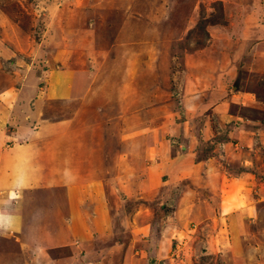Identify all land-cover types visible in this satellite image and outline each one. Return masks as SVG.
<instances>
[{
	"label": "rangeland",
	"instance_id": "1",
	"mask_svg": "<svg viewBox=\"0 0 264 264\" xmlns=\"http://www.w3.org/2000/svg\"><path fill=\"white\" fill-rule=\"evenodd\" d=\"M248 29L258 35H245ZM263 36L264 0H0V154L49 136L52 156L63 148L56 158V171L61 173L68 154L90 152L79 141L72 146L74 139L66 132L72 125L69 120L77 121L76 128L82 119H91L95 126L103 114L105 120L115 116L112 125L122 132L134 126L130 130L151 136L155 166L163 158H174L168 166L174 172L167 176L168 189L157 185L166 181L163 175L156 177L157 184L137 181L144 168L136 161L138 166L123 172L121 180L123 186L125 176L133 173L131 184L138 183L133 198L124 201L105 184L108 214L98 224L93 213L80 214L79 219L73 214L79 231H67L61 240L52 232L67 230L62 190L22 192L11 186L2 168L0 211L10 210L11 220L18 214L19 220L23 218L24 239L16 242L8 219L5 232L0 230V264H55L54 259L57 264H264V183L259 184L264 182V148L250 152L254 178L247 180L249 175L241 174L240 153H232L227 143L245 118L264 124V72L256 70L257 60L244 55L248 45ZM59 82L80 83L79 95L77 91L73 94L77 96L66 99ZM201 82H232L225 89H240L245 104L234 100L238 103L214 109L217 102L204 103L207 86L196 90L195 84ZM194 92H201L202 98L187 97ZM79 96L87 98L76 99ZM50 123L54 133L39 136ZM23 127L38 133L22 138L18 130ZM143 145L138 138V149ZM167 146L165 154L161 147L165 151ZM32 150L29 160L37 165L38 153ZM196 160L204 161L193 163ZM75 163L80 174L92 175L93 166ZM105 164L98 170L102 178L113 173ZM193 164L191 182L181 171ZM31 177L44 184L53 180L52 175ZM198 181H206L208 194L197 192V198H188L183 190L197 187ZM50 192L55 201L46 197ZM14 194L18 199L23 195L22 200L9 207ZM223 197L230 200L225 208ZM179 207L176 216L167 211ZM39 208L47 210L46 218L38 214ZM166 212L171 214L165 217ZM34 219L46 222L29 232L36 225ZM42 229L54 240L47 241ZM40 235L49 245L56 240L53 245L66 246L50 248L43 243L37 248L33 239ZM5 243L13 251L5 253Z\"/></svg>",
	"mask_w": 264,
	"mask_h": 264
},
{
	"label": "crops",
	"instance_id": "2",
	"mask_svg": "<svg viewBox=\"0 0 264 264\" xmlns=\"http://www.w3.org/2000/svg\"><path fill=\"white\" fill-rule=\"evenodd\" d=\"M247 20V18L245 19ZM245 35L251 37L253 36L255 33L257 34V30H244ZM258 35V34H257ZM256 35V36H257ZM262 35V32L261 34ZM247 40V39H246ZM244 41V39H243ZM249 42V41H248ZM245 52V56H249L250 59H254V61H258L257 64V71H261L264 72V36L262 37V39L258 42L250 43L248 45V47L244 50ZM261 57V58H260ZM262 62V63H261ZM255 71V70H254ZM230 83L232 82H220L219 84L212 83V82H201L199 84L201 85H196V90L201 88L202 86H207L206 91L204 90L205 95L208 97V100H206L204 103L206 104H211V103H218V105H214V109H216L217 107H219L220 105L223 104H227L226 102H231V103H238L236 101H239V103H243L245 104V95H243L244 92L240 91V89H234L232 88V90L227 91L225 88L226 86L230 85ZM80 83H76V82H59V84H57L59 91L63 90L64 94L63 96H66V99H71L73 96V94H75L78 91V95L80 93L79 89L77 90V87H79ZM71 90V92H70ZM54 91V90H51ZM196 92V91H195ZM193 93L190 95H187V97H194V99L199 100V98H202L199 96V94H201V92L198 93ZM70 95V96H69ZM202 95V94H201ZM83 96H79L76 99H85L87 98ZM24 98L26 99V94L24 95ZM241 99V100H239ZM229 100V101H228ZM236 100V101H234ZM210 101V102H209ZM19 107V103H16V107ZM14 108V109H15ZM16 110V109H15ZM29 115V114H28ZM101 117L97 119L98 122H96V125H91L89 122H91L92 120L87 119L84 120L82 119L81 122V126L79 128H76L74 125L78 124L77 121H74L71 119L69 120L70 124L68 129L66 130L67 133H70L71 138H73V142H72V146L74 144V141H79L81 144H83L84 146H87L90 150V152H88L87 154H81L80 156L74 157L73 154H68L67 157L63 158L62 160H64L63 164L65 167V170L61 169V173L57 172L59 170H57V157H60L62 155V151L63 148L56 153L55 156H52V154L48 151L50 150V147H52V145H50V143H52V141L50 140V137H45L42 138V140L40 141L39 139V143H36L35 141L30 142L29 143H24V145L21 146V148H14V147H10V151L4 150L3 153L0 154V173L2 172V168L4 169V171L7 172L8 174V180L9 183L11 184V186L14 188L16 187L17 189H24L22 192H24L25 190L29 191L32 195H35L37 193L38 190H52L54 188H59L60 190H62L64 199L66 201V209H63L62 212H64L63 214L66 216L64 218V225L67 227V230H60L59 228L54 229V232H52L54 235V237L56 238H60L59 240H61V237L70 230H73L75 232V234H77L78 230V225L76 226L75 224V220H73V214H76L77 219L80 218V216L82 215V217H84L85 214L89 215L90 213H93L97 219L95 221V224L100 223L101 219L103 218L104 213L108 214V194L107 191H104L103 188H111V193L115 194V191H117V194H121L123 195V199L124 201L126 199H131L133 198V195L136 194V190L137 186H138V179L141 178V180L143 179L142 183H152V184H157L159 182H157V178L159 175L162 176L163 178L166 179V181H164L162 183V179L160 180L162 184H157L158 186L161 185L162 188L163 187H170L168 182L169 179H167L168 177L170 178L171 175L174 176V172H172V170L169 169L168 166H170L169 161H173V159H171L170 157L167 158H163L161 160V162H157V166L154 165V163H156L155 158H152L151 155L152 153L154 154V147H152V144L154 142V140L152 139L151 136H149L146 132H137V130H130L133 129L134 126H132L129 129L124 130L123 132L121 131L122 129H120V127H116L115 125L112 124H116V117H111L108 118V120H105V117L102 116L103 114H100ZM233 116V115H232ZM16 117V116H15ZM35 117V116H34ZM38 117V116H36ZM234 117V116H233ZM100 119V120H99ZM246 121L244 123H237L238 127L237 129H235V135L233 137V140L228 141L227 143L228 146H230V148H232V153H237L239 152L240 155L239 157L242 159L241 160V164H242V173L241 174H247L249 176L246 177V179L248 180V177H252L254 178V172L250 171V166L254 164V161L252 159H250L249 155L250 152H252V150L254 151L255 147L258 148H264V124L261 123L258 120H253V119H249V118H245ZM15 120H19V119H15ZM20 121V120H19ZM107 121V122H106ZM117 123H119L117 121ZM52 126V123H50L47 127V129L39 130V136L42 134H46L47 132L54 133L55 129L49 128ZM21 129V128H19ZM52 129V130H51ZM79 130V132L73 134L72 132H74V130ZM129 130V131H128ZM20 137L24 138L27 136H34L35 133H38V130H34L30 127H23L21 130H18ZM128 131V132H126ZM65 132V133H66ZM126 132V133H124ZM73 134V135H71ZM93 137V138H91ZM138 138H140L143 142V145L141 147V149H138L137 144H138ZM55 139V137L53 138V140ZM87 143L90 144V146L87 145ZM226 142H224L225 144ZM68 149L71 148V144L70 142L66 143L65 145ZM23 147V148H22ZM180 147V146H179ZM6 149V148H4ZM21 149V150H20ZM34 149L37 153V165L34 164V162H31L30 159V153L33 152ZM168 146L166 147L165 151H163V148L161 147L162 152H164L165 154L166 151L168 150ZM32 151V152H31ZM71 151V150H70ZM142 156L141 159L138 158V156ZM177 157V156H176ZM237 157V156H235ZM249 157V158H248ZM232 157L228 158V160L230 161ZM193 159V158H192ZM140 160V161H139ZM206 160V159H204ZM204 160H196L193 161V163H198L202 162ZM208 160H211L210 158ZM76 162L78 161H83L84 165L86 167H89V165L93 166L94 170H92V175L90 173H88V175L85 174H80L81 169H77V167H74L76 165ZM136 161L141 163V167L144 168V170H142L141 174L139 175V177L137 178L136 184H131L132 180H133V173H129L127 176H125L124 181L125 184L122 186L121 180H122V173L123 172H131L133 171V167L138 166ZM160 161V160H159ZM168 161V162H167ZM41 163H44V165H41ZM46 163H49L47 168L45 166ZM105 163H107L109 166V168H112V172L110 173V175H104V177H100L98 176L100 172H98V170H102L104 169V166L106 165ZM127 163V164H126ZM209 166L208 162H204L201 164H206ZM125 164L128 165L127 169H125ZM168 164V165H167ZM250 165V166H249ZM42 166V168L45 169H40V167ZM45 166V167H44ZM191 166V165H189ZM189 166L186 165V167L181 171L182 173H187L184 175V179H189L191 182H193L191 174L194 170H196V168H194V164L191 166L192 169H189ZM49 167V168H48ZM61 167V166H60ZM160 167V170H157ZM171 167V166H170ZM131 168V169H130ZM130 169V170H128ZM253 169V168H252ZM57 170V171H56ZM152 170L154 171L152 173ZM83 171V170H82ZM251 173H250V172ZM79 172V173H77ZM39 174L40 178L41 177H48L49 175H52L53 180L50 181L48 180L46 184H44V180H40V182H34L32 181V174ZM171 173V175L169 174ZM240 174V175H241ZM1 175V174H0ZM54 176L56 177V180H54ZM135 176V174H134ZM168 176V177H167ZM242 176V175H241ZM238 177V175H237ZM243 178V177H242ZM100 179V180H99ZM245 179V177H244ZM249 182V181H248ZM205 182L202 181H198L197 182V187H189L188 189H184L183 192L184 194L188 193V198H197V192L198 194L201 195L206 192V195L208 194V186L207 185V189L204 186ZM260 183H264V182H259ZM106 184V186H105ZM249 185V184H248ZM261 185V184H260ZM249 187V186H247ZM166 188V189H168ZM249 189L252 190L251 187H249ZM14 190V189H12ZM189 190V191H187ZM206 190V191H205ZM103 191V193H102ZM136 191V192H135ZM247 192V191H246ZM248 196H250L249 192ZM264 193V192H263ZM24 195V197L28 194V193H22ZM252 194V193H251ZM259 193H257L258 195ZM21 198L18 197L14 194V200L15 201H8L9 203V207H16V205H18V202L22 200ZM37 195V194H36ZM183 195V194H182ZM261 194L258 195V197ZM48 196L49 199L54 200L53 196H52V192H50V194L46 195V197ZM13 197V196H12ZM264 197V196H263ZM185 198V196H184ZM222 199V198H221ZM223 199H225V197H223ZM233 200L235 198H232ZM237 199V197H236ZM260 197L258 198V200L260 201ZM264 200V198H262ZM185 200V199H184ZM144 204L148 203L146 199L141 200ZM230 200L225 199V204H224V208L226 207V202H229ZM221 207H223V202L220 203ZM107 206V207H106ZM184 207V206H183ZM95 208V210H94ZM16 209V208H15ZM8 210V209H7ZM5 211L4 207L2 208V210L0 211V230L4 231L7 229L5 228V224H7V220L10 219V221H12V223H10L12 225V227H8L9 229H13L16 231H11V235L16 236L13 238L16 239V242L18 243L17 238H23L22 231H23V218L21 220L18 219L16 215L15 217L12 218L8 213V211L10 212V210ZM110 210V209H109ZM181 210V207L177 208V209H172L169 210L167 209V211H172L173 215H178V211ZM199 210V209H197ZM47 210L41 209L39 208V215L41 217L46 218L47 216ZM96 211V212H95ZM16 212H19V210H16ZM43 213L44 215H41L40 213ZM81 212V213H80ZM81 214V215H80ZM169 214L171 213H167L166 215H164L165 217H168ZM194 214H196V212H194ZM105 216V215H104ZM134 216V214H133ZM156 217H159L157 215H155ZM153 214V217H155ZM99 217V218H98ZM136 217V215L133 217ZM15 219V220H14ZM18 219V220H17ZM82 219V218H81ZM39 219H34V224L31 228L27 229L29 230V232L33 231L36 232L35 230H37L38 228L40 229L41 227H44V225L41 224V222H46L44 219L41 221H38ZM151 220V219H150ZM149 220V222H150ZM38 221V222H37ZM104 221V220H103ZM237 218L235 221H233V226L234 231L235 226L237 225ZM9 224V223H8ZM56 225V223H55ZM149 224H146L143 228L148 227ZM160 227L161 224H160ZM159 227V228H160ZM164 228V226H163ZM81 230V229H80ZM41 233L44 232V235L46 237L47 241H51V234L49 232H46L44 229L39 230ZM13 233V234H12ZM36 234L33 235V237ZM37 236L34 241V246H37V248H41L42 246H50V248L52 247H57V246H66V244L63 243H58L53 245L56 240L53 242V244L50 245L48 244V242H45V238L43 240V238ZM38 238V239H37ZM77 238V235H76ZM75 238V239H76ZM74 239V240H75ZM14 240V239H13ZM54 240V239H53ZM58 240V241H59ZM69 241V240H68ZM72 241V240H71ZM45 245H44V244ZM15 244V243H14ZM27 245L30 247L31 246V242L28 241ZM5 247V253L13 251L14 247L9 243H5L4 245ZM7 246V247H6ZM27 246V247H28ZM32 247V246H31ZM3 248V249H4ZM61 258H59L60 261ZM55 261V264L58 263V260L54 259L52 260V262ZM9 263V261H8ZM12 264V263H10Z\"/></svg>",
	"mask_w": 264,
	"mask_h": 264
}]
</instances>
